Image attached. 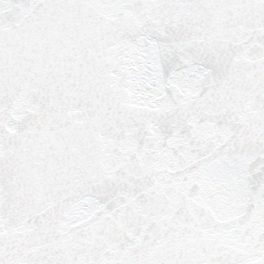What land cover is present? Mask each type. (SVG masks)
I'll use <instances>...</instances> for the list:
<instances>
[{"label": "snow or ice", "instance_id": "snow-or-ice-1", "mask_svg": "<svg viewBox=\"0 0 264 264\" xmlns=\"http://www.w3.org/2000/svg\"><path fill=\"white\" fill-rule=\"evenodd\" d=\"M0 264H264V0H0Z\"/></svg>", "mask_w": 264, "mask_h": 264}]
</instances>
